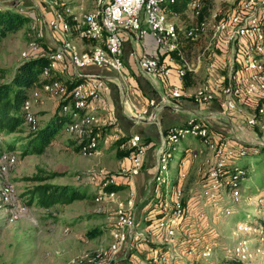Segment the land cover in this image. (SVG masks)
Segmentation results:
<instances>
[{"label": "built area", "instance_id": "built-area-1", "mask_svg": "<svg viewBox=\"0 0 264 264\" xmlns=\"http://www.w3.org/2000/svg\"><path fill=\"white\" fill-rule=\"evenodd\" d=\"M20 1L22 0H8L7 4L0 3V7L18 6ZM29 1L35 8L38 2L45 3L49 12L47 16L39 13V16L30 22L28 49L22 54L23 58L41 54L44 29L49 35H54L59 43L54 49L44 53L46 64L40 75L41 86L34 89L23 103L24 125L27 130L34 132L40 126L36 107L43 105L47 100L65 101L68 94L70 100L63 105L62 111L70 115V120L66 123L64 132L78 141L79 154L83 158L99 155L103 134L101 128L108 125L101 122L94 109L89 110V103L94 101L104 104L103 95L110 92L112 79L83 71L91 66L124 77L125 42L129 40L137 44L149 34L156 46L162 50L161 54L158 51L134 49L129 56L134 59L140 75L150 81L161 79L169 82L174 74L176 79L182 82L187 74L197 73L204 63L207 70H214L216 64L210 58L217 52L231 54V60L223 59L220 62V70L226 73L222 82H203L192 93L174 85L168 94L162 95L158 101H149L145 107L131 102L126 97V87L115 79L117 87L126 94L123 113L127 118L136 124H157L154 109L189 97L196 106L217 101L216 117L224 120L239 112L238 100L247 99L253 102L256 115L250 116L246 124L264 130V0H241L226 13H213L210 17L211 24L203 18L201 0H185L184 5L182 0H94L93 9L87 13L74 12L69 8L61 9V0ZM183 17L188 21L185 25ZM208 26L211 30L210 41L193 63L185 54L186 46L202 40L207 34ZM73 37L91 41L93 44L88 50H80ZM67 64L72 68L75 79L71 90L68 84L57 77L59 71L66 70ZM174 109L179 110L178 105H175ZM187 138L197 139L211 151V157L205 162L208 166L205 175L209 182L201 192V197L217 206V189L223 187L229 191L232 203L239 202L245 170L236 165L235 160L247 155L244 147L236 150L231 138L216 136L207 125L194 118H188L179 126L160 130L159 143L155 149V172L150 179L148 194L150 198L161 196V217L155 222L154 228L162 234L160 244L165 246V249L148 248L152 250L142 253L143 260L137 261L133 255L141 254L140 247L145 244L147 246L148 240L145 239L152 235V228H138L135 215L137 193L130 189L125 197L119 198L118 191L106 190L109 186H118L120 181L131 183L142 173L147 152L152 147L143 142L139 134L130 135L120 148L130 150L131 154L119 163L117 174L104 178L93 197L98 213L103 212L105 204H114V223L109 243L106 248L91 256L80 257L77 264H135V261L137 264H173L178 243L177 232L185 214L183 191L178 183L186 178L189 158L196 160L198 155L189 153L187 159V151L184 152L179 163L177 184L169 193L170 185H167L165 173L168 171L170 156L166 151L170 148L174 150L175 145ZM117 139L116 136L115 140ZM2 141L3 136L0 135V142ZM103 143L106 144L107 140L104 139ZM16 163V153L3 151L0 154V175L8 174L10 167ZM17 196L18 191L14 184L4 182L0 186V219L7 225L16 223L28 212L26 205L19 202ZM147 203L150 204V200H147ZM225 214L229 216L231 212L227 210ZM238 228L243 233L251 232L250 227L245 224H238ZM199 241V237L193 238L192 246L186 252L185 257L191 264H201L195 257V242ZM239 246L231 252L235 258L246 261V254H243V248ZM211 252L210 248H206L202 255L207 258Z\"/></svg>", "mask_w": 264, "mask_h": 264}, {"label": "rangeland", "instance_id": "rangeland-1", "mask_svg": "<svg viewBox=\"0 0 264 264\" xmlns=\"http://www.w3.org/2000/svg\"><path fill=\"white\" fill-rule=\"evenodd\" d=\"M202 1L203 18L208 24H211L210 17L213 13H226L241 0ZM93 2L94 0H61L59 7L61 9H73L74 12L87 13L93 9ZM0 3L7 4L8 0H0ZM184 4L185 0H182V5ZM18 6L23 7L25 14L31 15L30 21L37 18L39 13L47 16L49 12L47 5L42 2H38L36 4L37 8H35L31 1L22 0ZM187 22L183 24L185 25ZM29 25L23 30L9 34L1 40L0 83L9 81L16 67L25 60L22 54L28 49ZM208 27L207 34L202 38L201 42L193 45L196 49L201 48L200 51L210 41L211 30L210 26ZM50 36L44 29L42 49H54L50 45ZM73 41L80 45L85 42L89 44L86 49L75 44L80 50H88L93 44L91 41L80 40L76 37H73ZM200 51L198 50L199 53ZM198 52L193 53L192 56L194 55L195 57ZM192 56L189 57L191 62L193 61ZM262 60L264 61V55ZM113 76L123 83L128 92L126 96V94L119 93L115 88L118 102L121 101V96H126L135 105L141 102L142 99L148 98V94H150V98H155L152 92L145 93L139 90L136 93V87H133V83L130 82L132 78L130 79L127 75L122 78L116 74ZM201 83L197 84L194 82L189 85L196 87ZM186 91L192 93L194 89H186ZM184 98L190 99L189 97ZM107 103V99L104 98L102 106L107 105ZM41 106L43 105L35 108L40 125L48 118L45 114H51L56 108V105H53L52 102L46 107L43 106L44 108ZM237 106L240 109L237 113L238 116L233 113L227 118L233 120L231 121L233 126L227 125L226 122L223 123L224 130L221 131L220 136L231 138L236 150L241 148L239 146L241 143L237 140H243L245 143H242V145L248 150L245 157L235 160L236 165L247 171V180L244 182L243 188H241V198L238 203H232L229 191L223 187L217 189V206H214L213 202L208 199L201 197V192L208 186L209 182L205 175L208 169L205 162L211 157V151L202 146L197 139L187 138L182 143L175 145L174 150L170 148L166 151V154L170 156L168 171L165 173L167 185H170L168 188L170 193L179 178V163L184 154L183 148L186 144L195 143V141L199 146L191 152L198 155L196 160H192L196 163L193 170L186 171V178L178 183L183 191L185 214L177 233L178 243L175 247L173 264H191V261L185 255L187 250L191 248L192 239L195 237L200 238L199 242H195V257L201 264L204 262L206 264L214 262L223 264L225 261L233 260L235 257L231 251L239 245V247L243 248V254H246V264H264V232L248 226V223H252L256 218L260 217L264 220V151L253 154L252 150H250L251 147L255 150L256 148L257 150L259 148L264 149V130L259 127H250L246 124L250 116L256 115V110L253 109V102L241 99L237 101ZM96 114L100 116L103 124H107L110 127V131H104L101 136L99 155L92 158H83L74 149L78 146L73 143L74 138L64 132L65 124L42 154H29L22 157L20 152L16 151V165L10 167L8 174L0 175V184L2 182L14 184L18 191L17 200L23 203L26 200L21 195L24 193L25 188L30 186V183L24 181V179L38 174L39 171L45 174H57V177L47 183L79 187L81 188V193L86 190V198L84 200L75 201L70 205L53 206L47 210L38 205H31L26 215L12 225H7L3 219H0V264H77V260L80 257L91 256L107 247L110 240V231L114 223V218L112 217L114 204H105L103 212L99 214L96 211L95 203L92 202V198L106 177L119 172L122 152L126 151V149L112 145L116 136L120 138L123 135L117 118H114L113 115L108 117L107 114ZM119 114L122 118L121 111ZM227 119L224 120L226 121ZM220 121L223 120L220 119ZM15 136L3 135L4 145H2V151L7 150L5 144ZM104 139L107 140L106 144L103 143ZM188 161H190V158ZM199 168H201V171H199ZM144 169L145 166L142 172ZM154 170L155 168L148 179L153 177ZM118 187L119 198L125 197L130 190L128 182L125 181H120ZM141 197L142 199H150L147 189ZM227 210L231 212L229 216L225 214ZM159 211L160 209L156 208L150 215L142 213L139 217L138 228L145 229L152 226L153 222L149 225L146 224L147 219L152 216V219H154L155 213L160 215ZM253 213L255 216H253ZM155 219L157 221V218ZM238 224L247 225L250 227L251 232H241L238 230ZM94 229L99 234L92 238L91 235L95 234V232L91 231ZM65 230H67V233H65ZM161 237L162 234H159L152 226V235L145 239L148 240L147 246L146 244L142 245L139 250L141 254L135 253L133 257H136L137 261L143 260L142 253L152 250L148 249L152 246L156 247L155 249L164 250L165 246L160 244ZM206 248L212 250L207 258L202 255ZM137 261L135 262L137 263Z\"/></svg>", "mask_w": 264, "mask_h": 264}, {"label": "trees", "instance_id": "trees-1", "mask_svg": "<svg viewBox=\"0 0 264 264\" xmlns=\"http://www.w3.org/2000/svg\"><path fill=\"white\" fill-rule=\"evenodd\" d=\"M182 9L183 8H181V10ZM203 13L204 11H202V14ZM30 19L31 15L25 14L23 7H0V42L7 35L23 30L32 21H30ZM198 42L199 41L191 42L186 46V48L193 50V45ZM46 51L49 50L42 49L41 54L38 56L30 57L22 61L14 70L9 81L0 83V135H16L5 144L7 146L6 152L15 153L16 151H19L20 156L22 157L29 154H42L55 139L57 133L61 131L64 125L70 120V115L65 114L62 111L63 105L68 103L70 100V96L67 94L65 96V101L57 102L54 111L36 131L31 132L27 130L24 125L22 106L24 101L29 98L31 92L41 86L42 81L40 79V75L46 64V60L43 56ZM188 75L189 74L185 77L186 80H188ZM73 86L74 82L69 85V90H71ZM109 129L110 127L108 126L101 128L103 133L104 131H110ZM96 130L97 129L95 128L94 131ZM127 139V136L122 135L120 138L115 140L112 145L119 148L120 145ZM77 142L78 141L74 139L73 143L77 144ZM2 145H4L3 141L0 142V154L3 152ZM74 149L79 152V146H76ZM250 150H252L253 154H258L257 152L264 151L263 148H259L258 150L256 148L255 150L252 147ZM246 151L248 153L247 148ZM130 154L131 151L126 150L122 152V158L128 157ZM55 177H57L56 173L45 174L42 171H39L38 174L24 179V181L30 183V186L25 188L24 193L21 195L22 198L26 200L24 204L27 208L31 205H38L47 210L53 206L70 205L75 201L84 200L86 198V190L84 193H81V188L79 187L47 183ZM246 178L247 171L245 170V178L241 182V188H243V184L247 180ZM106 190L118 191L119 187L109 186ZM149 200V207L146 209L147 211L144 210L143 212L145 215H150L156 210V208L159 209L161 196L155 198L151 197ZM92 202H94V198H92ZM253 216H255L254 213ZM159 217L160 215H156L155 213V218L158 219ZM152 218L153 216L148 217L146 224L149 225L153 222L152 226L154 227L156 219ZM152 226L149 227L152 228ZM248 226L255 228V230L258 229L259 231L264 232V220L260 217L256 218L252 223L249 222ZM91 232H95V234L91 235L92 238L99 234V232H96L95 229ZM155 248L156 247L152 246V249ZM245 262L246 261H240L235 258L233 260L225 261L223 264H246Z\"/></svg>", "mask_w": 264, "mask_h": 264}, {"label": "crops", "instance_id": "crops-1", "mask_svg": "<svg viewBox=\"0 0 264 264\" xmlns=\"http://www.w3.org/2000/svg\"><path fill=\"white\" fill-rule=\"evenodd\" d=\"M182 20H184V23L187 22L186 19L184 18ZM50 39H51L50 45L55 48L56 45H58L59 43L58 39L54 35L50 36ZM199 42H201V40ZM75 44L84 49L89 47V44L87 42L83 43V45H80L79 43L77 44L75 41ZM134 49L137 51H141L143 49H147L150 52L158 51L159 54H161L162 50L156 46L150 34L147 35L143 40H141L137 44H133L129 40H127L124 44V49H123V60L125 64L124 75L125 76L127 75L130 79L132 78L133 81L131 80L130 82L133 83L132 85L133 87H136L135 88L136 93H138V91L140 90L145 93L152 92L155 96V98H150L151 96L150 94H148L147 95L148 98L142 99L141 102L137 104L138 106H143V107L147 106L149 101L151 100L158 101L162 95L168 94L169 91L171 90V87L174 85L180 86L184 91H186V89H195L197 87V86L194 87L192 85L190 86L189 85L190 83L196 82L197 84H199L205 81V82L212 84L214 82H222L226 73L220 70L219 68L220 62L223 59H227V61L231 60V54H226V53L224 54L222 52H217L213 58H210L215 61L216 67L214 68V70H211V71L207 70L205 66L206 63H204L201 66V69H199L197 73L195 74L189 73L188 80L184 79L182 82L178 81L173 74L169 82H166L161 79L150 81L144 78L142 75H140V73L138 72L136 68L134 59L129 56V53ZM200 49H196L194 47L193 50H190L186 48L185 54L187 58L189 59V57L192 56L193 53L198 52V50L200 51ZM198 55H199V52L196 54L195 57L194 55L192 56L193 63L196 62ZM83 72L100 74L103 76H107L109 79H112V83L110 86V92L103 95L104 98L107 99L108 101L107 105L102 106L101 104L93 101L89 103V110L94 109L96 113L107 114L108 117H111L113 115L114 118H117V121L119 122L121 126L124 136L129 137L130 135H133V134H139L142 138V141L149 143L152 147L147 152V155L145 158V164H144L145 166L144 171L138 177H136L134 181H132L131 183H128L129 188L134 189L138 195V203L135 208V215H136L137 220H139V217L144 212V210L149 207V204H147V199L146 198L142 199L141 195L144 194V191L146 189L148 193L149 183H150V179L148 178L152 175V172L154 169L155 149H156L157 144L159 143L160 130H166L172 126H179L183 124L184 121H186L188 118H194L200 123L207 125L209 129L211 130V132L218 137L220 136L221 131L224 130L223 123L226 122L227 125L231 127L233 126L231 122L233 120L231 118L227 119L226 121L225 120L220 121V119L216 117V113L218 112V102L217 101H214L206 105L196 106L193 104L192 100L188 98H182L181 100L176 101V102L171 101L167 106H162V107H158L157 109H154L156 113L157 124H145V123L136 124L135 122L127 118L123 113L124 112V109H123L124 97L121 96V101L119 102L116 99L115 88L117 91H119V93H122V91L116 85V81H115L116 78L115 76H113L115 75L113 72L103 70V69H96L91 66L84 69ZM57 77L63 83H66L68 85H70L71 83L75 81L72 68L68 64L66 65L65 71H59V73L57 74ZM50 102H52L53 105H57L58 101L47 100L43 104V106L46 107ZM175 105H178L179 110L176 111L174 109ZM120 111L122 112V118H121V115L119 114ZM45 116L49 117L50 114L46 113ZM237 141L241 143L239 144V146L243 147L242 143H245V141L243 140H237ZM197 147L199 146L196 141L195 143L190 142L189 144H186L185 147L183 148L184 152L187 151V154L185 155L186 158H189L188 154L193 152ZM122 160H126V157L122 158L121 161ZM195 164L196 163L192 160L188 161V166L186 170L188 172L190 170H193ZM3 183L4 182H2L0 186Z\"/></svg>", "mask_w": 264, "mask_h": 264}, {"label": "water", "instance_id": "water-1", "mask_svg": "<svg viewBox=\"0 0 264 264\" xmlns=\"http://www.w3.org/2000/svg\"><path fill=\"white\" fill-rule=\"evenodd\" d=\"M3 7L13 8L12 5H6V6H3Z\"/></svg>", "mask_w": 264, "mask_h": 264}]
</instances>
